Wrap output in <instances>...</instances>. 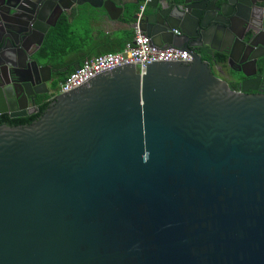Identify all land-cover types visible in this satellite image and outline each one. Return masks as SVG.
<instances>
[{"label":"water","instance_id":"95a60500","mask_svg":"<svg viewBox=\"0 0 264 264\" xmlns=\"http://www.w3.org/2000/svg\"><path fill=\"white\" fill-rule=\"evenodd\" d=\"M84 4L112 20L123 12L110 0H0V84L6 69L31 84L6 50L27 59V40L39 47ZM226 4L151 0L154 30L140 32L189 62L121 66L56 96L29 125L0 126V264H264V95L232 91L191 44L217 50L206 38L232 28ZM254 19L240 38L252 63L264 11ZM21 98L11 104L3 84L0 112Z\"/></svg>","mask_w":264,"mask_h":264},{"label":"flooded vegetation","instance_id":"af4514ba","mask_svg":"<svg viewBox=\"0 0 264 264\" xmlns=\"http://www.w3.org/2000/svg\"><path fill=\"white\" fill-rule=\"evenodd\" d=\"M221 2L227 3L224 6V12L227 15L236 14V16H234L232 28L223 31L219 42L213 41L215 34H211L206 38L209 45H212L217 50L209 49L207 45L202 44L201 40L191 42V44L199 45L194 49L196 53L200 55L202 61L208 64L212 74L225 82L232 91L242 92L243 85L245 84L244 87L249 88L245 93L264 95V48H257L253 52L259 58L252 63L249 59V48L240 40L245 24H247L251 16L255 18L253 22L257 25L259 24L258 19H260L264 11V0H221ZM168 8L169 5H166L165 9ZM172 12L178 16V12L175 9H172ZM150 14V9L146 7L138 24L136 21L130 22L132 25L136 24L139 31L141 29L142 31L152 32L154 27L144 22L145 16ZM133 15L138 16L136 10L131 11L130 17ZM184 19L185 23L188 24V18ZM51 21L52 18L48 22ZM51 29L47 31L39 47L33 44L38 42L36 37H32L31 40L26 41L28 49L27 59L20 53V59L18 60L19 53L11 49L6 50V54L8 53L7 57L15 55V58L11 59L13 63L25 68L22 74L23 78L27 80L31 79L32 82L21 87L14 80L7 77L9 70H5L6 81L0 84V86L3 84L6 86V90L11 97V104L22 97L20 100L22 109L13 112H9L8 110L0 112V126L22 124L25 121L35 119L36 116H40L39 114H42L54 101L63 76L75 67L74 64L59 66V63L52 60L53 57L49 53L41 57L40 50ZM176 31L179 32L178 30ZM260 40L264 42V35L260 36ZM226 44L233 47L231 56L223 51ZM33 61H36L37 64ZM8 107L6 105L1 109L5 110Z\"/></svg>","mask_w":264,"mask_h":264},{"label":"crops","instance_id":"0c3cea01","mask_svg":"<svg viewBox=\"0 0 264 264\" xmlns=\"http://www.w3.org/2000/svg\"><path fill=\"white\" fill-rule=\"evenodd\" d=\"M110 1L123 9L116 20L110 19L103 8H93L89 4L75 6L60 16L67 21L60 40V52L64 58L62 66H80L96 56L119 52L132 39L134 32L130 29L128 12L135 4L128 3V0Z\"/></svg>","mask_w":264,"mask_h":264},{"label":"built area","instance_id":"2783aa9c","mask_svg":"<svg viewBox=\"0 0 264 264\" xmlns=\"http://www.w3.org/2000/svg\"><path fill=\"white\" fill-rule=\"evenodd\" d=\"M150 1L144 0L139 5L137 10V24ZM173 32L179 34L176 30ZM190 60L189 54L184 50L173 47L161 49L152 46L149 38L143 35L136 25L133 38L124 45L121 51L85 60L82 65L68 74L65 81L60 84L56 96L82 86L99 74L124 65L142 63L149 65L155 62H189Z\"/></svg>","mask_w":264,"mask_h":264},{"label":"trees","instance_id":"16d2710c","mask_svg":"<svg viewBox=\"0 0 264 264\" xmlns=\"http://www.w3.org/2000/svg\"><path fill=\"white\" fill-rule=\"evenodd\" d=\"M133 1H137L138 4L137 5H131L130 6V10L128 12V16L130 17V13H131V10L134 11V10H138V7L139 5L144 1V0H133ZM67 21L64 19V17H61L58 21V23L56 24V26L54 28H52L47 36H46V39L44 41V44L42 46V49L40 50L41 51V57H44L43 55L45 54H50L53 59L52 60H55L57 63H59V66H62L64 64V58L62 57L63 55L61 54L60 52V40H61V36L63 37V33H64V28H65V23ZM63 24H64V27H63ZM134 36V35H133ZM133 38V37H132ZM130 41V40H128ZM77 67L79 66H75L73 67L69 72H67L63 78L61 79V82H64L66 77L68 76V74H70L71 72H73ZM59 89V87H58ZM45 111V110H44ZM40 116L42 114H39ZM40 116H36L35 119H32V120H28V121H25L23 122L22 124H12L10 125L11 127L12 126H19V125H29L31 124L32 122H34L35 120H37Z\"/></svg>","mask_w":264,"mask_h":264},{"label":"rangeland","instance_id":"374dc122","mask_svg":"<svg viewBox=\"0 0 264 264\" xmlns=\"http://www.w3.org/2000/svg\"><path fill=\"white\" fill-rule=\"evenodd\" d=\"M77 27H78V25H77ZM74 29V26L72 27V30Z\"/></svg>","mask_w":264,"mask_h":264}]
</instances>
